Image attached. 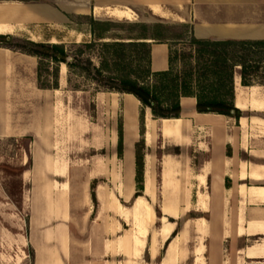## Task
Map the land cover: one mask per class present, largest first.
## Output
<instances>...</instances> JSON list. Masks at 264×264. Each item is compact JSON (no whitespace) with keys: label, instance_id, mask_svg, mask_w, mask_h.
<instances>
[{"label":"crops","instance_id":"1","mask_svg":"<svg viewBox=\"0 0 264 264\" xmlns=\"http://www.w3.org/2000/svg\"><path fill=\"white\" fill-rule=\"evenodd\" d=\"M122 2L0 0V35L24 30L34 41L65 42L39 26L72 30L71 15H94L188 24L197 38L264 39V0ZM169 53L153 43L151 69L167 70ZM37 69V57L0 46V263L211 264L226 238L264 236L263 84L244 86L236 73L239 118L200 113L184 96L179 118H154L146 107L142 131L135 95L62 90L69 84L61 77L59 89H41ZM10 140L15 153L5 149ZM141 140L144 182L135 196ZM4 175L20 179L19 192ZM235 250L264 264V243Z\"/></svg>","mask_w":264,"mask_h":264},{"label":"trees","instance_id":"2","mask_svg":"<svg viewBox=\"0 0 264 264\" xmlns=\"http://www.w3.org/2000/svg\"><path fill=\"white\" fill-rule=\"evenodd\" d=\"M73 30L86 35L81 42L27 40L14 46L13 35H0V46L37 57L41 89H59L61 64H66L68 84L74 90L131 93L154 118H179L181 98L194 96L200 113L239 118L235 107V75L244 86L264 85V39L197 38L188 24L100 19L71 15ZM77 19L79 22H77ZM169 46V68L151 69L153 43ZM182 43V47H177ZM238 74V75H239ZM80 79L86 85L74 82ZM144 140L137 144L136 183L139 196L144 182ZM118 155H123V123L119 119ZM93 196L94 191H93Z\"/></svg>","mask_w":264,"mask_h":264},{"label":"rangeland","instance_id":"3","mask_svg":"<svg viewBox=\"0 0 264 264\" xmlns=\"http://www.w3.org/2000/svg\"><path fill=\"white\" fill-rule=\"evenodd\" d=\"M123 1L124 2L122 3H126L125 0ZM71 2H72V5L75 6V5H79L81 2H84V0H71ZM88 3L93 5L95 3V0H88ZM77 22H79L78 19H77ZM72 24H75V22L72 21L71 25ZM38 33L40 35L41 34H45V35L55 34L59 36L61 39H63L65 43H67L68 46H70L73 41L81 42L84 38H86V35L79 34L77 31L73 29L70 30L69 26L67 25L66 26L56 25V26H50V27L39 26ZM14 36L17 39V41L12 43L14 46H17L18 44H24L27 40H32L30 34L24 30ZM182 45H183L182 43H178L177 47L181 48ZM61 67H62V64H61ZM67 72H68L67 68H66L65 73H61V70H60V77L62 81L68 78ZM74 82L82 84V85H86L83 81L77 78H74ZM87 88L90 89V87L88 86ZM69 89H72L70 85H68V87H64L62 90H69ZM88 109L91 114L94 113V105L92 103L88 104ZM4 143H5V149H8L11 153L16 152L17 145H18L17 142L10 140ZM4 178L5 179H3V182L8 185V187L11 189V191L14 194H16L17 191L19 192V189L21 186L20 179H16L15 177L7 179L5 175H4ZM158 213H160V211H158ZM263 243H264V236L253 237V238H248V239L244 237V238L234 240V241H232L230 238H226L222 243L220 242L217 244L218 251H217L216 259L215 261H211L212 262L211 264H261V263H255V262L246 263L242 258L243 255H241V253L238 254L235 249L241 248L247 244H257L258 245V244H263ZM3 250L4 248L0 247V251H3ZM211 254L212 252L210 250L209 255ZM0 264H4V263H0ZM25 264H28V263H25Z\"/></svg>","mask_w":264,"mask_h":264},{"label":"bare ground","instance_id":"4","mask_svg":"<svg viewBox=\"0 0 264 264\" xmlns=\"http://www.w3.org/2000/svg\"><path fill=\"white\" fill-rule=\"evenodd\" d=\"M20 58H21V57H20ZM28 65H29V64H28ZM142 211H143L142 213H146V212H147L145 209H142ZM251 250H252V249H251Z\"/></svg>","mask_w":264,"mask_h":264}]
</instances>
